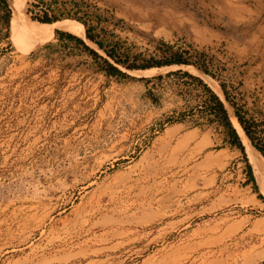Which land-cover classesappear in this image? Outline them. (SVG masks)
Listing matches in <instances>:
<instances>
[{"label":"rangeland","instance_id":"obj_1","mask_svg":"<svg viewBox=\"0 0 264 264\" xmlns=\"http://www.w3.org/2000/svg\"><path fill=\"white\" fill-rule=\"evenodd\" d=\"M235 109L264 137V0H0V264H264Z\"/></svg>","mask_w":264,"mask_h":264},{"label":"trees","instance_id":"obj_2","mask_svg":"<svg viewBox=\"0 0 264 264\" xmlns=\"http://www.w3.org/2000/svg\"><path fill=\"white\" fill-rule=\"evenodd\" d=\"M64 15H70L69 13H59V14H52L50 15L48 11L44 10L43 14L41 16L37 17V20H39L40 22H53V21H57L59 20L62 16ZM8 14L6 15L7 18ZM67 19H74V18H67ZM78 19V20H77ZM7 20V19H6ZM76 20L78 22H80L83 26V34L84 37H86V35L88 34V30L87 27L85 26V24L83 22L80 21L79 17H76ZM79 29V28H78ZM59 29L54 30L55 35L61 34L69 39H74L77 42H79L80 44L83 45V48L90 53L92 56L94 57H100L98 55V53L91 49L89 46H87L85 44V42L77 37L74 36L71 33H66V32H60L58 31ZM100 47L101 43L100 42H96ZM121 63H124L121 60H118ZM106 63V71L109 74H113V75H121V76H127V74L125 72H123L121 69H119L117 66L113 65L112 63L108 62L107 60H105ZM189 61L186 58H183L180 54H178L177 52L171 53L169 56H167L166 58H164L163 60H153V61H147V62H143L140 64H136V63H129V64H123L125 65L126 68L129 69H136V68H149V67H153V66H162V65H170V64H188ZM181 70H175L171 73H175V74H179L181 73ZM182 74L189 76L190 78H192L193 80H195L197 83L200 84V86L203 88V91L207 94V111L213 116V118L211 120H215L217 121L219 124H222L226 130L227 133V141L231 144V145H236L240 150L243 151L244 146L242 144L241 138L236 130V128L234 127L230 116L228 115L229 113L227 112V108L225 107V104L223 103V101L221 100V98L215 93L213 92L205 83L202 82V80L197 77L194 76L190 73H188L187 71L182 72ZM226 99H228L226 97ZM234 114L235 117L239 123V125L241 126L243 132L245 133V135L248 137L249 141L251 142L252 146L257 149L260 154L264 157V137H261L260 135L257 134V122H255L254 120H245L243 118V116L241 115V113L235 109L234 110ZM248 167V174L251 178V180H253V175H252V170L250 165H247Z\"/></svg>","mask_w":264,"mask_h":264},{"label":"bare ground","instance_id":"obj_3","mask_svg":"<svg viewBox=\"0 0 264 264\" xmlns=\"http://www.w3.org/2000/svg\"><path fill=\"white\" fill-rule=\"evenodd\" d=\"M12 21L16 27H21L24 30L31 32V33L40 32L46 26L45 23L38 22V21H32L31 23H27L23 21V19L20 18L17 12H14ZM247 152H248L249 162L253 167V173L256 178V182L258 183L259 187L264 191V158L259 153V151L256 150L249 143L247 145Z\"/></svg>","mask_w":264,"mask_h":264}]
</instances>
